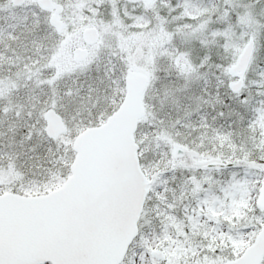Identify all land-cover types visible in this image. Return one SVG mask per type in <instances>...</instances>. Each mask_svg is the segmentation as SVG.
<instances>
[{
    "label": "snow or ice",
    "instance_id": "snow-or-ice-1",
    "mask_svg": "<svg viewBox=\"0 0 264 264\" xmlns=\"http://www.w3.org/2000/svg\"><path fill=\"white\" fill-rule=\"evenodd\" d=\"M0 264H264V0H0Z\"/></svg>",
    "mask_w": 264,
    "mask_h": 264
}]
</instances>
